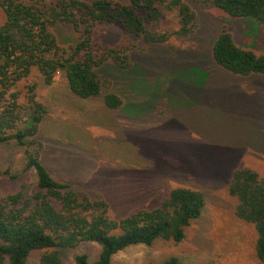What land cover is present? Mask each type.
<instances>
[{
	"label": "rangeland",
	"instance_id": "374dc122",
	"mask_svg": "<svg viewBox=\"0 0 264 264\" xmlns=\"http://www.w3.org/2000/svg\"><path fill=\"white\" fill-rule=\"evenodd\" d=\"M185 2L194 16L185 36L173 33L178 27L173 10L145 23L148 31L168 35L162 42L130 40L118 22L94 26L103 46L131 43L125 69L114 68L108 58L94 68L98 94L75 96L60 71L45 85L33 67L16 83L17 102L25 104V85L34 82L35 98L46 109L35 135L40 162L55 180L103 201L111 219L152 209L176 187L201 192L200 213L183 228L179 242L130 245L112 255L111 264H160L170 257L175 264H263L254 254L253 225L235 216L236 199L227 186L239 168L264 175V74H231L212 60L210 50L224 27L235 44L261 54L264 25L201 0ZM3 20L0 8V24ZM51 31L63 47L77 37L69 25ZM105 93L117 95L120 106L107 108ZM24 148L12 140L0 143V201L34 187V171L22 170ZM98 250L90 241L58 248L59 264H74L80 253L91 262ZM42 251H31L25 264H38Z\"/></svg>",
	"mask_w": 264,
	"mask_h": 264
},
{
	"label": "trees",
	"instance_id": "16d2710c",
	"mask_svg": "<svg viewBox=\"0 0 264 264\" xmlns=\"http://www.w3.org/2000/svg\"><path fill=\"white\" fill-rule=\"evenodd\" d=\"M127 1L0 0L4 15L0 24V143L12 140L25 146L22 170L32 169L35 174L29 193L18 190L0 201V264L4 259L8 264H25L33 250H43L38 264H59L58 248H72L82 241L96 243L98 253L91 262L84 253L76 254L74 264H111L112 255L130 245H149L156 239L179 242L183 228L200 213L201 192L176 187L152 209L109 218L103 201L89 200L69 184L55 180L40 162L41 145L35 135L46 109L35 98L34 82L25 85V104L17 102L16 83L33 67L45 85L60 71L69 91L79 98L98 94L100 80L94 68L107 58L114 68L125 69L130 41L103 46L94 36L96 24L118 22L130 40L142 36L147 42H162L168 37L145 28L146 22L156 23L163 10L175 12L178 27L174 34L185 36L193 27L194 16L185 0ZM201 1L228 16L264 25V0ZM138 9L142 16L137 15ZM54 25H69L77 34L74 43L58 45L51 31ZM210 54L231 74H264V52L255 54L235 44L224 27L214 38ZM102 102L116 109L121 101L117 95L105 93ZM227 192L236 199L235 216L253 225L254 254L264 264V175L245 167L236 169ZM175 262L176 258L170 257L160 264Z\"/></svg>",
	"mask_w": 264,
	"mask_h": 264
}]
</instances>
